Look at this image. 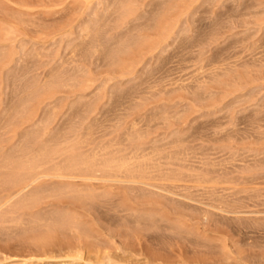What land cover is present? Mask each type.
Returning a JSON list of instances; mask_svg holds the SVG:
<instances>
[{
  "label": "bare ground",
  "instance_id": "1",
  "mask_svg": "<svg viewBox=\"0 0 264 264\" xmlns=\"http://www.w3.org/2000/svg\"><path fill=\"white\" fill-rule=\"evenodd\" d=\"M57 1V5L64 2ZM89 1L78 3L87 5ZM104 1L103 8L94 1L96 6L90 8L85 24L80 28L77 25L81 56L85 61L96 57L105 64L107 76L101 82L92 77L84 64L60 71L50 69L42 77L44 81L40 74L35 78L28 76L27 65L17 68L20 55L10 48L14 43L9 48L2 44L20 36V29L16 25L1 28L0 69L9 73L13 82L8 81L12 85L18 83L19 90L17 94L13 90L16 103L12 109L8 105L10 110L6 107L2 113L5 121L0 124V130L12 132L8 140L17 139L16 144L5 146L7 140L0 137V237L29 241L43 256L57 253L67 263L185 264L159 262L160 258L154 259V255L148 262L135 263L129 256L120 258L111 250H121L118 240L128 249L131 241L139 242L143 232L159 229L198 238L197 220L208 221L216 214L237 216L242 204L233 203L237 198L231 197L254 193L251 184L264 183V115L256 117L258 112H253L256 116L236 122L235 108L226 105L233 112L226 109L227 121L213 130L212 138L207 140L208 148L202 137L188 132L192 114L215 115L226 99L247 98L259 88L257 83L264 81V42L257 35V39L250 35L252 41H248L250 36L236 41L239 46L232 52L209 54L210 46L223 30V21L230 24L233 16L248 17L255 33L262 32L264 0L246 6L242 3L241 10L236 1L235 13L231 10L232 14L223 13L225 17L219 14L215 21L212 19L204 36L190 43L189 51H196L191 50V56L182 59L190 63L187 68H192L187 77L165 81V77L158 76L147 81L145 87L129 91L117 102L119 114L113 123L101 128L103 132L97 137L101 130H97L95 115L106 92L114 90L119 98L120 82L132 80L140 67L146 68L173 36L189 33L196 4L216 7L221 3L158 0L146 5L143 0ZM246 21L252 26L250 20ZM65 89L75 93L69 108L75 106L80 113H76V121L70 118L63 132L62 128L57 132L54 104ZM197 140L202 144L195 146ZM99 202L108 203L114 214L108 227L89 216L88 210ZM223 255L224 261L215 264H231L228 255Z\"/></svg>",
  "mask_w": 264,
  "mask_h": 264
},
{
  "label": "rangeland",
  "instance_id": "2",
  "mask_svg": "<svg viewBox=\"0 0 264 264\" xmlns=\"http://www.w3.org/2000/svg\"><path fill=\"white\" fill-rule=\"evenodd\" d=\"M78 1L79 0H64V2H62L60 5H57L56 0H0V31H2L1 29L2 27L5 28L6 26H14V25H16L21 31L20 36L18 35L17 38L5 42L3 41L2 43L4 45H7L8 48L9 45H11V43H14L12 44L13 46H10V48L13 47L12 50L14 52H18L19 53L18 55H20V60L16 61L17 68L24 67L27 65L26 67H28L30 71L28 76L31 75L30 77L33 76V78H35L37 77L38 74H40L39 78L44 81L45 80L44 78L46 77L45 76L46 72L48 73L50 69L54 70V68L55 69L57 68V70L60 71L62 69H66V67L72 68L74 66L84 64L90 69L91 71L90 73L92 77H94L95 80H98V82H101L106 78L107 69L104 66L105 65L104 63H103L104 65L101 64L102 62L97 60L96 57H91L88 60L86 59L85 61V59L81 56V53L78 51L79 44L81 41V37H79V28L85 24L84 19H87L88 14L90 13L89 12L90 8H93V6L95 5L94 1L95 3L99 2V5L102 8L105 6L106 2L104 0H90L89 4L82 5L79 4ZM143 1H144L143 4L149 5L152 3L154 4L158 0H154V1L143 0ZM230 1L231 0H221L222 5L221 3H219L220 5L218 4L216 5V7L215 6L212 7L208 3L196 4L193 7L194 9L193 10L194 12L192 13L193 16L189 22V25L191 24L190 25L191 30L189 31V33L178 34L176 36H173L170 40H168L167 45L165 46L163 52L161 51L159 52V54L156 53L155 54L156 56L154 55V57L148 62L146 68H149V70L140 67L138 73L132 80L128 82H124V81L120 82V85L117 86L118 87L117 89L120 90V92L122 93L119 98H118L119 95L114 90L112 93L109 92L110 90L106 92L105 98L98 105L97 115H95V119L97 117L96 119L97 121L95 122L98 128L97 130L98 131L101 130L98 133H96L97 137L99 136V134H101V132H103L101 128L105 129L113 123L114 117L117 114H119V111L117 110V102L122 101V98L125 97L126 94L129 93V91L133 90L134 88L140 89L145 87L147 81L151 82L154 80L155 77L158 78V76L165 77V81L172 80L173 78L176 80L179 77H183V78L187 77V74L191 72L192 68H187V66H190V63H187L186 61L184 62L182 61V59H187L189 56H191V50L192 52L196 51V48L191 49L189 51L190 43L194 42L195 39L196 40L198 38L201 39V37L204 36V33H206L209 30L208 28H210L211 23L216 20L217 16H220L219 14H221V16H224L223 13H225V16L226 14L227 15L232 14L233 8H236L235 7L236 4L239 3L241 5L239 6L240 7L239 10H241L243 4H245L246 6L249 5L250 3H253V1L255 2L257 0H235V2L237 1L238 3L237 2L235 3L234 0H232L233 2ZM98 8L100 9L99 6ZM145 9L146 10L149 9L148 6ZM212 10H214L213 14L211 13ZM19 13L22 14V17ZM18 15L20 18L23 19L19 20ZM239 17L240 16H235V17L233 16V18H230L231 20L229 21L230 24L232 23L231 25L227 21H223V25L225 28L223 27L222 28L223 30L220 31V35L218 36L219 38L218 41L210 46L211 52L209 54H215L216 52L222 53L223 51L232 52L235 50L234 48L236 47L238 48L239 46V45L236 46L235 43L236 41L242 39V37L244 36L245 37L247 36L248 38L251 34L252 36H255L253 38L257 39L258 37L259 40H262L264 42L263 40L264 27L262 29V32L260 31V33L259 32L255 33L254 31L255 26L253 27L251 19H249L248 17H243V19L242 17L240 18ZM212 19L213 21H211ZM232 20L233 22L234 21L236 22L233 23L231 22ZM243 20L245 22H248L246 20H250L249 23L251 22L250 24H252V26L249 25L248 23H245ZM242 21L245 24H243ZM77 25L79 26V28ZM68 36L71 37L68 38ZM252 36L248 38L250 40L248 39L247 40L252 41L253 40ZM1 37L2 35L0 36V38ZM259 37H263V38L261 39ZM21 45L23 49L22 52H20ZM18 46L20 48H18ZM17 57H18L17 54H15L14 58ZM15 67L12 68L14 69L13 71H16ZM3 75H5V78H3L4 77ZM28 76L26 79L29 80L32 79L29 78ZM10 77L11 76L9 75V73L7 74V72L5 73L4 69L3 70L0 69V118L2 120L0 121L1 125L5 121L4 117H2V113H5L6 107H8V105H10L12 109L13 108L12 106H14L13 102L16 103L15 99H17V97L13 99V96L15 97V95L18 93L17 89L19 85L18 83H17L18 86L16 85L15 79H14L15 83L12 85L10 81L12 80L13 82V79H10ZM9 79L10 81H8ZM262 82L264 81L257 83L259 84L258 85L259 88H255L252 91L251 93L252 96L247 95V98L244 99L242 97L236 98L241 102L237 100H234L235 101L234 102L232 100V98L234 99V96L229 97L230 99L229 98L226 99L224 101L223 107H221L220 109L221 112L220 110H217L215 115L214 114L206 115L204 117V115H201L202 114L201 112L200 115L199 112L192 114L190 116L191 119L188 124V128H189L188 132L192 133L193 135L195 134L194 136H196L197 138L202 137V140L205 141L203 142L205 143L203 144L205 145L204 147L206 148L207 145L208 148L210 146V143H208L207 140L212 138L211 135L213 133V130L219 124L225 125L227 121V116L229 115L228 110L230 112H233L231 111V108L233 107L235 108L234 113L236 114L235 118L237 117L236 122H239L241 120L242 122H244L248 118H252V116L253 117L256 116L253 114L254 113L257 114V112L258 115L256 117H260L264 115L263 114L264 113L263 111L264 83ZM15 89H16V94L13 91ZM65 90L66 92L63 93V91ZM65 90H63L61 93L57 95V97L59 98L58 102L61 104L58 105V102L54 104L56 108L54 112L57 114L54 127L56 128L55 130L57 132H59L61 128L62 131L60 130V132H63V129L67 126L66 124L70 122V118L72 121H76L77 119L75 115L76 113H80V109L79 110L75 109V106L74 108L72 107L69 108V105L72 104L70 102H73L75 100V93H73L69 89H65ZM238 94L239 93H237L236 95ZM230 101L231 102L233 101L232 103L235 104H232ZM236 102H238L239 104ZM54 105H51V108H53ZM226 105L228 107L231 106V108L228 109ZM224 106L226 107L224 108ZM58 107L60 109L59 111H58ZM9 108L10 107H8L7 109L10 110ZM76 108L78 107L76 106ZM226 109L228 110L226 111ZM224 114L227 115L225 116ZM56 123L57 125H55ZM5 133H7L6 130L5 131L3 129L0 130V137L4 140H7L6 142L3 143V145L6 144L7 142L8 143L5 146L7 145L11 146V144L13 143L16 144L17 139H14L12 137L13 139L8 140L9 138H11L12 134L10 133L12 132H8L7 134ZM195 142L193 143L195 146L197 144L198 145L202 144V142L199 140ZM246 142L248 143V140H245V143ZM261 181H264V179ZM261 181L260 183H262ZM258 184L259 183L255 184L257 186L255 185L253 186V184H251L252 186H250L251 189L253 188L255 190L254 193L253 191L251 193L247 192L245 193V195H243V193H239L234 195L236 197H231V200L237 198V200H234L235 202L233 203L239 206L242 204L240 206L242 207V209H238L239 211H241L242 214L241 213L237 214V216L234 214H231L230 216L229 214L227 215L216 214L211 216L208 221L201 219L204 221V222L201 221L202 224L199 223L200 219L199 221L197 220L198 222L196 221L195 223H197L196 227H197L198 238H194L191 236L180 237L172 234L171 232L169 233L164 229H159L156 231H148L146 233L143 232L139 242L137 240L131 241L130 245H128L130 246V248L128 247V249H125L123 243L118 240L117 241L118 247L120 245L119 248L121 250H126V251L123 252L121 250H118L119 252L121 251L119 253L118 251H116V249L113 248L111 252L113 254H116L117 257L120 255L119 256L120 258L124 257L128 259L130 257L129 259L131 261L133 260V262L135 261V263L136 260L137 262H141V263L148 262L151 259H153L152 257L154 255L155 256L154 259L160 258L158 260L159 262H166V263L184 262L185 264L193 263V262H201V263L204 262V264H215L224 261L223 258L225 257L223 254L225 253L229 257L228 258L229 260L227 261H229L231 264H264V190H263L264 183H262L261 185ZM258 189H260L261 192ZM108 205H109L108 203L99 202L95 204L92 209L88 210V213L90 214L89 216L97 223L100 222L99 224L100 225L102 224L103 227L110 226L109 222L114 216L113 212L110 210L111 206ZM241 217L243 220L241 219ZM249 219L251 220L249 221ZM30 244L31 243L29 241L22 242L17 238L10 239L8 237L6 239L5 236L2 237L1 235L0 264H41V262L42 264H63V262L67 263L65 261L66 259L61 256L59 257L57 253H55L57 256L54 253L53 254L49 253L52 256L48 255V253L46 254L47 256H43L39 250H36L35 247L32 244L31 245ZM122 253H124L125 256L124 254L122 256ZM126 256L129 257L127 258ZM68 263L77 264L76 262L75 263L68 262ZM93 263L95 264L96 262ZM78 264H88V262L80 261Z\"/></svg>",
  "mask_w": 264,
  "mask_h": 264
}]
</instances>
